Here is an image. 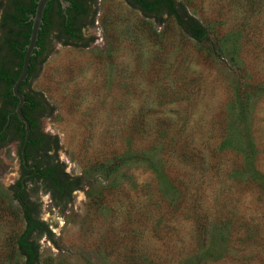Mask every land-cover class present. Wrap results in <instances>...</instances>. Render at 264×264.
Wrapping results in <instances>:
<instances>
[{"label": "rangeland", "instance_id": "obj_1", "mask_svg": "<svg viewBox=\"0 0 264 264\" xmlns=\"http://www.w3.org/2000/svg\"><path fill=\"white\" fill-rule=\"evenodd\" d=\"M174 1L207 39L92 0L82 42L52 41L29 81L79 180L65 206L26 185L38 264H264V0ZM19 169L1 149L0 264H22Z\"/></svg>", "mask_w": 264, "mask_h": 264}, {"label": "trees", "instance_id": "obj_2", "mask_svg": "<svg viewBox=\"0 0 264 264\" xmlns=\"http://www.w3.org/2000/svg\"><path fill=\"white\" fill-rule=\"evenodd\" d=\"M36 0H11L10 5L4 11L0 21V150L14 140L13 136H9L12 128L18 125L19 131L22 132L21 143L24 142V125L16 115L11 112L16 108L18 100L13 96L12 86L18 78L26 46L29 41L31 23H25L29 14H33L36 7ZM91 6L92 0H85ZM74 4V3H73ZM157 4L167 8V17L172 18L179 28L192 39L200 42L207 39L208 33L205 28L192 18L184 16L183 20L177 10V2L174 0H155L146 4L144 0H137L132 3V7H140L144 10V17L152 19L146 9H154ZM3 3H0L2 7ZM69 10V9H68ZM67 10L66 14H69ZM47 13V8L45 10ZM156 15V14H155ZM162 14L154 16L157 24L162 23ZM67 30H70L68 22L64 24ZM47 33L46 30L39 32L35 50L30 58L29 71L27 79L19 85V91L27 81H30L37 73V67L42 62L47 52ZM79 38L73 37L71 41H79ZM70 44L71 42H65ZM38 59L37 63L31 64L34 59ZM29 82H27V87ZM24 93V92H23ZM25 102L22 106V114L28 120L30 126L29 143L26 148L33 143L32 130L40 125V118L46 115V105L44 100L34 92L28 91L24 93ZM8 115L10 118L8 120ZM43 139L46 142L45 152L52 149V144L56 145L54 137L43 133ZM3 139V140H2ZM2 140V141H1ZM51 156L42 157V163H45V169L38 173L33 182H38L44 188V191H50L51 198L56 206H65L71 194L78 190L79 180L71 178L64 171V167L58 161H51ZM40 166V165H39ZM26 182V180H25ZM14 197L20 206V215L23 222V229L15 239V246L22 264H38L39 263V246L37 239L41 236H50L48 226L38 219L39 210L33 202H31L24 193L20 191L19 181L15 185ZM20 191L19 194L18 192Z\"/></svg>", "mask_w": 264, "mask_h": 264}, {"label": "flooded vegetation", "instance_id": "obj_3", "mask_svg": "<svg viewBox=\"0 0 264 264\" xmlns=\"http://www.w3.org/2000/svg\"><path fill=\"white\" fill-rule=\"evenodd\" d=\"M37 1L38 0L35 1L36 4H37ZM123 1L126 4H128L130 7H132L131 4L136 2L137 0H123ZM154 1L155 0H144L146 4L152 3ZM10 2L11 0H4L2 7H0V21H1V17L4 11L10 5ZM155 7L156 8L154 9H148V10L146 9V12H148L150 16H153L152 17L153 20H154V16L159 15V14H162V16L165 15L167 17V8L165 6L157 4ZM46 8H47V13L45 12ZM132 8L141 12L142 15L144 14L143 13L144 10L142 8L140 7H132ZM67 10L69 11L68 12L69 14H66ZM33 16H34V13L29 14V18L25 23L26 24L31 23V26H32ZM90 17H91L90 5H88V3L85 0H50L44 9L39 32L43 31V29L46 30V32H48L47 37H46L47 38L46 39L47 48H48V45L51 44L52 41H57L62 44H64L65 42L80 43L84 39V33L87 29V26L89 25ZM66 22H68L69 27L71 28L70 30H67L66 27H64V24ZM73 37L79 38L80 40L77 42L71 41V38ZM37 61L38 59L36 58L31 62V64L33 65L37 63ZM27 82L24 83V85L22 86V91L24 93H28L29 91L27 87ZM23 92L21 93L24 95ZM24 102H25V98H24ZM12 112L11 114H13ZM9 118H10V115H8V120ZM41 119L42 118H40L39 122L41 121ZM43 133L44 132H42L40 129V125H39V129L36 127L33 128L32 130L33 143H31L26 148L27 144L29 143V137H28L27 143L25 144V135H24V142L22 144L21 143L22 132L19 131L18 125H16L15 127L12 128L10 135H8V137L13 136L14 140L11 141L8 145L3 147L5 148V147H8L14 144L17 149V156H18L19 166H20L19 178L17 182L19 181L20 183L21 192L24 190V193H25L27 183L33 182L32 181L33 177L35 178V176H37L39 172L43 171L46 168L45 163L44 162L42 163V157H44L47 154L49 155L50 152H45L46 142L42 137ZM29 136H30V131H29ZM22 151H24V157L26 159V166H24L22 163ZM22 180H23V184H22ZM20 191L18 193L23 195V193H20ZM45 192H47L50 196H52L50 191H45Z\"/></svg>", "mask_w": 264, "mask_h": 264}, {"label": "water", "instance_id": "obj_4", "mask_svg": "<svg viewBox=\"0 0 264 264\" xmlns=\"http://www.w3.org/2000/svg\"><path fill=\"white\" fill-rule=\"evenodd\" d=\"M49 1L50 0H38L37 1L34 16L32 18V26H31L29 41L26 46V50L24 53L23 61H22L21 72L12 86L13 96L16 97L18 100L16 108L14 109L12 113L15 114L18 120L24 124L25 144L28 141L30 128H29L27 119L24 117L21 111V108L24 104V95L19 91V85L27 79L30 58L33 54L34 49L36 48V42H37L39 30H40V25L42 22L44 9ZM22 163L24 166H26V159L24 157V151H22ZM22 184H23V180H22Z\"/></svg>", "mask_w": 264, "mask_h": 264}]
</instances>
